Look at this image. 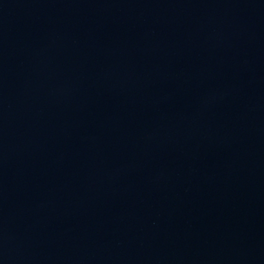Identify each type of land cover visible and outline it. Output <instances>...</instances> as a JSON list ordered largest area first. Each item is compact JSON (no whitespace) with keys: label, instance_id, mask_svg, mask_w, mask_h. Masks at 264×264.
<instances>
[{"label":"water","instance_id":"1","mask_svg":"<svg viewBox=\"0 0 264 264\" xmlns=\"http://www.w3.org/2000/svg\"><path fill=\"white\" fill-rule=\"evenodd\" d=\"M0 264H264V0H0Z\"/></svg>","mask_w":264,"mask_h":264}]
</instances>
